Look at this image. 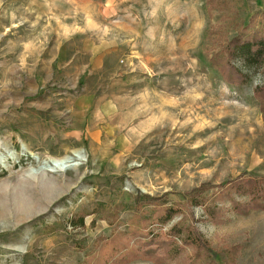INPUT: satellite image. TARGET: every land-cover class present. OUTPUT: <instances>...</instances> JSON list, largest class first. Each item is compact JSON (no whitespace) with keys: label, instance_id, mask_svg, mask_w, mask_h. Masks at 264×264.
Segmentation results:
<instances>
[{"label":"rangeland","instance_id":"374dc122","mask_svg":"<svg viewBox=\"0 0 264 264\" xmlns=\"http://www.w3.org/2000/svg\"><path fill=\"white\" fill-rule=\"evenodd\" d=\"M205 1L0 0V264H79L112 226L93 213L73 227L74 212L120 203L125 230L138 193L184 206L160 228L196 227L212 264L232 244L234 264H264V210L211 196L225 212L214 223L186 201L203 183L264 176V63L237 56L241 86L208 64L223 55L218 31L225 41L253 15L262 25L264 0H228L236 16ZM182 253L164 264L194 260Z\"/></svg>","mask_w":264,"mask_h":264},{"label":"trees","instance_id":"16d2710c","mask_svg":"<svg viewBox=\"0 0 264 264\" xmlns=\"http://www.w3.org/2000/svg\"><path fill=\"white\" fill-rule=\"evenodd\" d=\"M205 4L209 10L216 8L220 11L232 12L230 14L232 16L238 14L235 6L231 7L228 0H206ZM230 15L225 16L231 18ZM256 18V15L251 16L244 27H240L239 21L235 34L225 41L222 36L227 35L226 30L218 31L219 35H215L213 39L220 46L223 55L210 57L208 64L232 86H241L247 82L245 74L233 62L237 56L242 54L251 62L264 63V12L258 15L262 25L254 28ZM248 27L249 31H247ZM254 97L259 101L264 114V87L255 89ZM211 196L217 200H228L231 209L239 214L247 215L251 210H264V176L239 173L216 185L203 183L189 191L186 198L189 202L188 207L200 205L209 221L222 223L225 212L216 204L213 206L208 202ZM238 197H246L247 200L242 202ZM146 204L151 205L149 213L144 209ZM132 208L134 212L129 217L125 230L118 229V212L123 209L120 203L112 207L98 204L91 211L81 208L74 212L70 219L73 227L82 226L83 218L93 213L100 214V217L112 226L108 236L99 235L95 238L93 251H88L79 264H126L137 259L153 264H164L179 258L186 246L191 248L194 260L185 255L178 264L213 263L211 248L196 227L182 220L166 231L160 228L165 226L174 215L179 213L185 215L184 206L181 208L178 204L169 205L165 194L153 196L138 193L135 195ZM240 248L239 244H232L225 248L228 253L227 264H234V258L238 255Z\"/></svg>","mask_w":264,"mask_h":264},{"label":"bare ground","instance_id":"6f19581e","mask_svg":"<svg viewBox=\"0 0 264 264\" xmlns=\"http://www.w3.org/2000/svg\"><path fill=\"white\" fill-rule=\"evenodd\" d=\"M69 160H67V159H63V160H54V159H52V160H50V164L52 165L51 167H53V166H57V165H59V166H64L66 163H69L68 162ZM7 192V191H6ZM5 193V192H4ZM6 195V194H5ZM2 196V195H1ZM26 198H28V197H26ZM4 201V200H3ZM7 202H8V200H7ZM26 202V201H25ZM29 203V202H28ZM5 205H6V203L4 204V207H5ZM8 205V204H7ZM1 209V208H0ZM5 210V209H4ZM4 210H0V219H2V220H7L8 219V215H6V213L4 212ZM6 210H8V209H6ZM9 211V210H8Z\"/></svg>","mask_w":264,"mask_h":264}]
</instances>
